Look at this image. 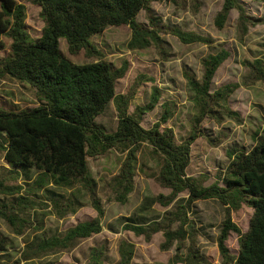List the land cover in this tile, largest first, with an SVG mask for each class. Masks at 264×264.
Returning a JSON list of instances; mask_svg holds the SVG:
<instances>
[{"label": "rangeland", "instance_id": "374dc122", "mask_svg": "<svg viewBox=\"0 0 264 264\" xmlns=\"http://www.w3.org/2000/svg\"><path fill=\"white\" fill-rule=\"evenodd\" d=\"M16 1L25 7V30L32 41L39 40L46 25L42 8L35 0ZM224 4L225 0H151L149 9L137 17L148 32L147 48L131 47L133 31L127 25L108 27L90 39L91 48L75 54L60 39L63 55L75 64L106 61L114 70L125 69L116 95L126 98L128 115L148 106L155 93V109L139 114L144 130L160 124L161 131H172L178 144L194 127L199 131L186 174L204 187H224L235 156L252 151L264 136V0H236L237 7L220 28L216 20ZM181 33L208 41L189 43ZM0 43V110L17 113L39 107L37 90L3 71L12 39L0 33ZM223 50L229 57L214 76L209 105L197 122L200 107L189 78L202 83L203 61ZM227 88V97L216 96ZM96 122L109 134L117 131L115 101ZM135 154L133 190L124 198L118 184L129 157L124 146L88 159V177L94 184L80 180L70 187L39 184L37 171L11 168L0 151V264H91L96 252L102 254L103 264H118L126 243L134 249L131 264H226L219 250L226 207L217 199L188 202L187 193L171 201L172 190L159 180V156L147 143ZM94 200L105 213L101 233L66 250L37 248L45 239L96 220ZM253 214L246 204L231 211V221L242 235L249 231ZM129 224H142L149 234L136 235L126 229ZM167 232L176 233L171 243ZM240 238L229 233L226 246L232 259L239 256Z\"/></svg>", "mask_w": 264, "mask_h": 264}, {"label": "trees", "instance_id": "16d2710c", "mask_svg": "<svg viewBox=\"0 0 264 264\" xmlns=\"http://www.w3.org/2000/svg\"><path fill=\"white\" fill-rule=\"evenodd\" d=\"M42 8L45 27L41 38L32 41L25 30V7L16 0H0V33L12 39L11 55L3 61V71L37 90L42 103L39 107L21 112L0 110V151L11 168H26L23 173L35 170L41 175L39 184L57 183L72 186L77 181L94 184L88 177L89 158H97L124 146L129 157L118 184L123 187L124 198L133 190L136 152L147 143L159 156V180L172 190L171 201L182 193L187 201L217 199L227 209V218L219 238V250L226 264H264V136L249 153L235 156L224 187L214 184L204 187L199 180L186 174L190 163L191 147L199 137L194 127L189 138L178 144L170 129L160 130L156 124L151 130L141 127L139 114L155 109L158 98L153 94L148 106L127 114L126 98L116 95V84L125 69L114 70L106 61L75 64L60 49L65 39L72 54L91 48L90 39L108 27L127 25L133 31L132 48H147L148 32L137 22L142 10L149 9L151 0H35ZM237 7L236 0H225L216 23L223 28L230 12ZM186 42H207L197 35L180 34ZM0 45H2L0 43ZM229 57L225 50L210 55L203 61L205 73L202 83L189 78L196 92L201 120L206 113L211 95L209 89L219 67ZM157 93V91H155ZM229 88L216 93L227 97ZM112 101L117 104L119 126L115 133H107L96 120ZM164 121L169 118L164 117ZM98 212L96 220L79 224L65 234L43 240L37 248L42 251H60L73 247L83 239L101 233L104 210L100 201H93ZM243 204L254 210L249 231L241 230L231 221V211ZM126 229L136 235H148L142 224H129ZM153 231L159 228L153 227ZM230 232L241 236L240 253L232 259L226 246ZM167 232V242L174 239ZM118 264H131L134 249L122 244ZM196 258V256H194ZM102 254L93 255L91 264H103ZM193 264V263H190Z\"/></svg>", "mask_w": 264, "mask_h": 264}]
</instances>
